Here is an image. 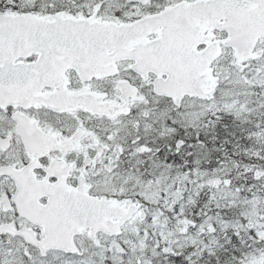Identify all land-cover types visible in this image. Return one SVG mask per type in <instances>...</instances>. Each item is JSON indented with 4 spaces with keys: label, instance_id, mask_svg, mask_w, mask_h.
Wrapping results in <instances>:
<instances>
[{
    "label": "snow or ice",
    "instance_id": "snow-or-ice-1",
    "mask_svg": "<svg viewBox=\"0 0 264 264\" xmlns=\"http://www.w3.org/2000/svg\"><path fill=\"white\" fill-rule=\"evenodd\" d=\"M0 264H264V0H0Z\"/></svg>",
    "mask_w": 264,
    "mask_h": 264
}]
</instances>
